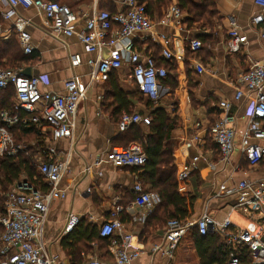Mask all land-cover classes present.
<instances>
[{
	"label": "crops",
	"instance_id": "obj_1",
	"mask_svg": "<svg viewBox=\"0 0 264 264\" xmlns=\"http://www.w3.org/2000/svg\"><path fill=\"white\" fill-rule=\"evenodd\" d=\"M59 1L74 12L87 17L91 16L94 5L100 10L111 13L124 9L122 0ZM149 2L152 5L149 6L148 16L156 25L155 36L164 35L171 38V49L179 56L176 61L170 62L176 64L178 88L172 93L170 86L162 80L160 100L157 103L145 96L142 102L131 100L134 105L133 112L141 114L148 120L135 126V129L139 130L140 135L147 137L150 134L152 113L155 109H163L170 119H177V128L171 134L176 177L182 163L199 158L186 181L181 183L177 177L180 194L195 198L194 215L188 221H197L207 211L221 222L230 215L229 206L236 203V194L232 191L240 182H264V159L257 167L251 168L241 153L242 139L248 127L249 109L245 101L238 103L234 101L238 76L249 69L251 61L257 63L264 61V43L260 37V27L251 26V20L261 9L256 5L255 0H215L221 22L212 31L209 28L200 29L198 24L192 29H187L185 13L180 30L173 24L164 23L166 13L172 6H178L179 0H167L169 7L163 4L166 0L164 2L148 0L146 6ZM6 13L11 15L10 20L3 18ZM18 17L29 21L27 31L35 48L32 54L34 59L25 66V69L23 68L24 71L29 68L32 76H45L44 88L54 93H63L65 82L72 78L87 90V98L80 105L75 117L74 140L72 143L70 141L55 143L62 151L63 159L68 163V171L59 185V188L66 193V198L53 203L44 228L43 237L49 255L56 258L58 264H87L89 260L95 258L100 259L104 264H111L113 260L111 254L105 249H100L97 242L81 243L80 246L86 250H82L80 257L73 261L66 241L68 234H65V228L70 215H75L79 218L75 229L84 221L90 225H97L100 229L106 221L112 219L115 208L120 207L119 218L125 232L133 235V245L144 251L141 259L135 264H199L192 244V234L181 242L173 261H168L161 254H152V248L164 241L166 224L147 230L146 222L153 215L156 207L151 214H148V211L134 205L135 185L141 183L149 190L142 177L145 172L143 168H116L105 162L100 167H95L96 162L104 159L112 147L122 144L125 136V133L119 132L117 126L120 115L124 112L112 105L111 98L110 101L105 102L111 77L124 93L133 94L138 91L137 86L130 79L129 66L125 64L119 71L106 78L91 81V70L88 65L74 66L71 56L78 54L84 62H87L97 58V53H86L76 37L54 36L46 27L44 16L37 10L19 6L13 14L12 9L3 0H0V25L3 28L0 41L8 42L13 36L16 37L13 34V25ZM230 17L237 21L249 42L245 51L235 55H229L226 51ZM84 26L85 19L80 22L79 30ZM201 34L211 37L208 39L212 44L208 49L207 62H203L198 56L199 53L187 56L188 41L198 39ZM132 39L137 50L143 55H152L159 66L168 65L169 61L167 62L161 55L159 42L153 40V37L147 38V35L139 34ZM109 52L110 49L105 48L102 58H108ZM192 59L198 60L205 66L204 74L196 73L192 67ZM226 99L233 102L232 114L237 119L235 122L237 151L228 163L221 161L218 146L212 141L209 132V128L222 116L219 103ZM149 101L156 107L149 110L146 107ZM198 123L201 124L200 129L196 128ZM43 133L46 135L48 132L45 130ZM196 135L198 138L192 141V147L184 151L182 144L193 140ZM144 215H147V218L142 222ZM234 216L243 221L242 225L233 220ZM230 219L234 229L245 227L248 223L247 218L240 213H232ZM185 249L189 253L187 257L192 260L190 262L185 260Z\"/></svg>",
	"mask_w": 264,
	"mask_h": 264
},
{
	"label": "built area",
	"instance_id": "obj_2",
	"mask_svg": "<svg viewBox=\"0 0 264 264\" xmlns=\"http://www.w3.org/2000/svg\"><path fill=\"white\" fill-rule=\"evenodd\" d=\"M14 11L22 6L35 9L45 19V25L54 36L76 37L88 54L97 53L98 57L84 62L78 54L71 56L74 66L88 65L91 81H99L119 71L123 65L130 68V79L138 90L150 101L160 100V83L168 76V70L159 66L152 55H143L135 46L132 38L139 34L153 37L159 42L161 55L166 61H176L179 56L174 52L171 38L155 36V24L149 18L145 0H122L124 9L116 13L100 10L96 5L90 17L74 12L59 0H3ZM261 11L251 20V26L260 27V37L264 43V0H255ZM3 18L11 19L10 14ZM85 19V26L79 30L80 22ZM183 13L178 6H172L165 15L164 23L182 30ZM229 29L226 51L229 55L242 53L248 47V37L237 21L228 19ZM29 21L18 17L13 25V34L24 55L30 56L35 48L31 35L27 31ZM3 28L0 25V33ZM149 36V37H148ZM158 38V39H157ZM109 39V40H108ZM188 47L197 54L203 44L198 39H190ZM105 48L110 49L109 57L102 58ZM196 59V58H195ZM197 74L206 72L205 66L198 60L191 61ZM238 88L234 101H245L249 109L248 127L242 139L241 153L251 168L257 167L264 159V61L253 62L249 69L238 76ZM45 76L26 77L24 70L0 69V90L13 87L15 90V113L3 112L0 115V159L24 154L27 147L17 144L12 129L17 126L36 125L41 131H47L49 138L45 150L36 158L38 174L48 186V191L38 189L27 178L12 186L5 194V210L0 217V264H58L50 256L44 242V228L49 211L56 201L66 198V193L59 185L68 171V163L63 159L62 151L55 143L74 140L75 117L80 105L87 98V90L72 78L65 82L63 93H54L44 88ZM102 102V98L99 99ZM221 117L210 128L212 141L218 146L221 161L228 163L237 151L236 117L232 114L233 102L223 100L218 105ZM148 120L139 113L124 112L118 122L120 133L146 123ZM197 129L201 124L196 125ZM185 141L182 149L188 151L192 141ZM199 158L182 163L178 171V180L183 183L195 169ZM103 162L116 168H143L147 157L143 147L131 143L128 147L115 146L104 159L96 162L100 167ZM136 198L134 205L151 214L161 203L160 196L148 191L138 183L134 187ZM236 194V203L229 206L230 215L240 213L247 218L245 227L233 228L230 215L217 221L207 211L195 222L170 220L165 227L163 243L152 248V254H161L168 261L175 259L181 242L198 230L201 236L214 233L221 237L229 249L228 263L240 264L247 256L252 264H264V182L242 181L232 191ZM121 208H115L112 219L100 228V238L109 239L108 252L113 260L111 264H135L143 256V250L133 245V235L125 232L119 218ZM147 215L142 217L145 222ZM79 223V218L70 215L65 234L71 233ZM87 264H104L100 259L89 260Z\"/></svg>",
	"mask_w": 264,
	"mask_h": 264
},
{
	"label": "trees",
	"instance_id": "obj_3",
	"mask_svg": "<svg viewBox=\"0 0 264 264\" xmlns=\"http://www.w3.org/2000/svg\"><path fill=\"white\" fill-rule=\"evenodd\" d=\"M147 1L145 0L146 5ZM157 1L164 2L165 0ZM163 4L166 7L170 6L167 0ZM150 5H152L151 2L146 6L147 14ZM178 6L182 13L187 14L185 21L187 29H192L198 24L200 29L209 28L212 31L221 22L216 10L215 0H179ZM210 38V36L204 34H201L198 38L203 44V48L198 52V56L203 62H207L209 58L208 49L212 44L208 40ZM188 52L187 56L189 57L192 52H190V49ZM33 59L34 55H24L15 36L8 42L0 41V69H25V66ZM170 62L166 65L168 76L163 81L170 86L171 92L174 93L178 88L177 68L176 64ZM108 87L105 103L108 100L110 101L109 98H111L112 105L119 107L121 112L134 114V105L131 100L136 99L139 102L144 100L139 90L133 94L124 93L113 77H111ZM146 107L150 110L156 106L149 101ZM15 111L14 88L9 87L6 90H0V115L3 112L13 114ZM152 117L150 134L147 137L140 135L139 130L133 127L125 133L122 139L124 146H121L128 147L131 143H137L143 147L147 163L143 167L145 172L142 177L149 186V190H147L157 193L161 199V203L146 222L145 227L147 230L162 227L174 219L179 221L190 220L194 215L195 202V198L182 196L179 192L180 184L177 182L173 156L174 144L171 141V134L177 128V119H170L163 109H155ZM11 132L17 144H29V147L24 154L0 159V217L5 210V197L1 196L2 193L7 192L23 178H27L36 188L44 192L49 189L44 178L38 174L36 162L38 155L45 150L49 138L48 133L45 135L36 125H30L29 127L20 125L13 128ZM99 232L100 229L97 225H90L84 221L71 234H68V240L66 239V241H68L67 245L73 261L80 257L82 250H86V248L80 246L81 243L91 244L97 242L101 247L100 249L108 251L110 241L109 239L100 238ZM192 244L196 250L199 264H229V249L220 236L214 233L201 236L198 230L195 229L192 232ZM240 264H252V261L247 256H243Z\"/></svg>",
	"mask_w": 264,
	"mask_h": 264
},
{
	"label": "rangeland",
	"instance_id": "obj_4",
	"mask_svg": "<svg viewBox=\"0 0 264 264\" xmlns=\"http://www.w3.org/2000/svg\"><path fill=\"white\" fill-rule=\"evenodd\" d=\"M24 146L28 148V147H29V144H25ZM120 146H124V143L120 144ZM24 179H25V178H24ZM5 194H6V192H5V193H2L1 196H4V197H5ZM237 218H238V217L234 216L233 220L238 221L237 223H240V224L242 225V222H243V221L240 220V219H237ZM0 234H1V232H0ZM184 255L186 256V257H185V260H186V261H189V262L192 261L191 258H188V257H187V255H189V253L187 252V249L184 250Z\"/></svg>",
	"mask_w": 264,
	"mask_h": 264
},
{
	"label": "water",
	"instance_id": "obj_5",
	"mask_svg": "<svg viewBox=\"0 0 264 264\" xmlns=\"http://www.w3.org/2000/svg\"><path fill=\"white\" fill-rule=\"evenodd\" d=\"M109 54H110V52H109ZM24 75L26 76V77H31L32 76V72H31V69H26L25 71H24Z\"/></svg>",
	"mask_w": 264,
	"mask_h": 264
}]
</instances>
